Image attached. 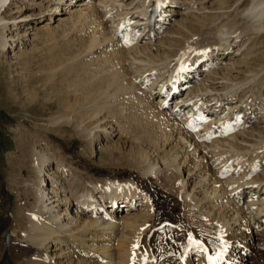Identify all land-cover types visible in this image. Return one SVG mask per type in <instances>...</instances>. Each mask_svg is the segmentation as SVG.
<instances>
[{"label": "bare ground", "instance_id": "6f19581e", "mask_svg": "<svg viewBox=\"0 0 264 264\" xmlns=\"http://www.w3.org/2000/svg\"><path fill=\"white\" fill-rule=\"evenodd\" d=\"M208 2L0 0L3 52L16 58L33 42L25 39L35 36L33 22L46 21L50 31L70 25L79 38L67 61L111 71L93 91L102 90L105 103L123 104L121 118L97 119L104 107L89 95L73 109L77 117L67 110L54 127L69 123L91 142L96 129L112 144L140 127L164 142L162 150L157 142L151 151L125 153L133 178L102 185L84 183L65 159L42 162L44 152L33 149L27 165L33 179L21 187L35 201L19 205L5 231L18 264H238L248 258L253 238L264 234V63H256L264 0H235L230 7L228 0L218 7ZM12 6L16 14L42 13L9 18ZM190 19L194 27L179 35ZM199 38L207 39L200 44ZM111 146L105 154L114 157L118 148ZM157 194L168 203L166 220L156 217ZM200 232L218 238L216 252L202 249L194 239Z\"/></svg>", "mask_w": 264, "mask_h": 264}, {"label": "rangeland", "instance_id": "374dc122", "mask_svg": "<svg viewBox=\"0 0 264 264\" xmlns=\"http://www.w3.org/2000/svg\"><path fill=\"white\" fill-rule=\"evenodd\" d=\"M234 1L228 0V7L232 6ZM221 2L222 0H209L204 5L213 7L211 6L213 3L214 7H218ZM15 7L12 6V9L7 13L9 18L19 17L24 13H42V11H37L38 9H24L21 13L16 14L13 12L19 8ZM236 19H233L230 24L237 22L238 19ZM56 24L58 23L53 24L52 27H55ZM32 25L36 29L38 28L37 31H32L35 36L31 35L25 37V39L34 38V41L31 43L27 42L29 44L23 48L24 51L21 50L16 55V58L3 52L4 50H0V264H18L10 252V247L13 246L12 238L5 231L9 229L10 221L13 215H16L18 206H24L28 203L32 204L35 201L34 197L26 194L24 188L22 189V185L26 181L33 179L32 172L29 171L27 166L33 156V149H41L44 152L46 158L42 162L47 161V159H50L51 163L55 160L65 159L67 160L65 162L73 164L72 166L78 171H76L77 175L81 176H78V178L80 177L79 179L83 180V182H94V184L102 185L104 182L125 181L131 177L133 178V173L130 172L131 166L125 158V153H135L140 149L151 151L154 149V145L157 144L155 147H159L158 149L162 150L164 144L161 141L163 139L156 135L154 136L153 133H146L140 127L138 131L141 133L136 132L133 137L130 133L128 135L125 132L123 141L119 140L113 144L112 142L108 143L110 141L106 140L104 133L96 129L93 133L94 140L92 144L90 139H81L82 137L76 136L72 129L73 127L69 123L64 124L61 122V124H57L54 127L53 123L55 120L60 119V116L66 113L67 110L75 114L73 109L87 100L85 96L89 98L90 95L91 97L88 100H95L97 104L99 103V107H104V110L99 109L97 111L99 117L97 119L99 120L104 117L110 119L121 118L120 114L124 106L123 104L114 105L112 98L110 99L111 101L108 98L107 101L109 102L105 103L106 97H101L102 94L100 93L102 90L96 91L94 94V89L101 87L100 82L104 83L105 80L111 79V71L109 72L107 68L98 69L96 68L98 65L95 64V66L90 65V63L87 65L83 64V66L85 65L83 67L78 61H67L70 60L68 58L69 53H71L70 44L75 36V38L79 36L77 32L74 36L70 25H67L69 28L63 26L62 30L59 29V31L56 29H52L53 31L45 29L47 26L46 21H36ZM194 25V21L190 19L177 32L179 35L184 34L187 30L192 29ZM4 31L3 26H0V34ZM202 39H198L200 44H204L207 38L205 40ZM20 40H24L23 34L20 36ZM257 45V50L261 54L258 55L259 58H257L256 63H264V35ZM66 50L69 51L68 54ZM65 53L67 55H64ZM59 55L61 56L60 59ZM77 63L79 64L78 66ZM93 63L95 62L93 61L91 64ZM243 75L241 76L243 77ZM95 96L96 98H94ZM100 100L102 101L101 105ZM104 103L105 105H103ZM99 111L103 113L99 114ZM74 116L77 117L76 114ZM97 119L92 121L87 127L91 128L97 122ZM137 135L140 136L138 137ZM152 144L153 147H151ZM106 145L118 148V150H115L116 148L113 149L114 152L116 151L114 157H109L107 153L105 154L104 147ZM262 149H264V146ZM113 158L114 160L116 158V160L113 161ZM48 163L45 162V164ZM83 177L84 179H82ZM142 182L149 187H154L151 181L147 182L145 180ZM163 195L157 194L156 197V217L161 221L168 219L170 214L168 203L163 198ZM196 234L194 239L200 245L203 244L202 247H204L202 249L205 252L207 249L210 254L216 252L218 243L216 236L212 237L201 232ZM200 239L203 241L201 242ZM253 239L251 251L247 253L248 258H244V256L238 258L239 261H242L238 264H264V234L260 233ZM171 246L168 247L171 248ZM163 248L166 250L165 245H163Z\"/></svg>", "mask_w": 264, "mask_h": 264}]
</instances>
